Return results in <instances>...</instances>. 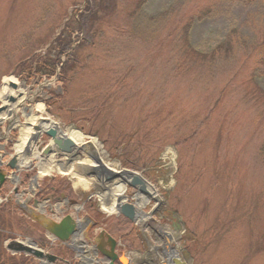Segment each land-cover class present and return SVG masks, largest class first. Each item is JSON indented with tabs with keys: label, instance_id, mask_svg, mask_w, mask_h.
I'll list each match as a JSON object with an SVG mask.
<instances>
[{
	"label": "rangeland",
	"instance_id": "1",
	"mask_svg": "<svg viewBox=\"0 0 264 264\" xmlns=\"http://www.w3.org/2000/svg\"><path fill=\"white\" fill-rule=\"evenodd\" d=\"M84 2L0 0V89L4 78L31 88L36 96L26 104L34 115L29 123L44 117L95 136L101 160L141 176L157 198L141 206L137 190L124 184L123 201L135 203L152 220H116L112 210H102L103 184L80 147L69 175L65 165L63 173L38 174L43 193V182L50 180L45 186H57L55 195L78 203L90 199L92 207L83 206L79 215L104 222L120 239L121 255L128 253L136 264H164V254L177 257L169 264H264V76L253 78L252 60L242 54L249 48L235 39L203 65L196 53L186 55L180 47L182 24L191 17L188 41L197 52L212 51L233 29L252 41L264 32V0H228L199 20L196 7L210 1ZM170 8L173 13L158 17ZM54 45V51H64L57 75H32L36 64L54 58L49 56ZM50 95L61 96L53 111L45 104ZM37 101L44 112L35 116ZM78 165L87 167L80 170L87 176L82 188L73 187ZM0 216L9 225L0 228L2 250L19 237L47 245L33 219L42 217L23 219L7 207L0 208ZM63 255L70 258L69 252Z\"/></svg>",
	"mask_w": 264,
	"mask_h": 264
},
{
	"label": "bare ground",
	"instance_id": "2",
	"mask_svg": "<svg viewBox=\"0 0 264 264\" xmlns=\"http://www.w3.org/2000/svg\"><path fill=\"white\" fill-rule=\"evenodd\" d=\"M10 84H14L15 88L12 89L10 87ZM31 90H32L31 88L24 86L23 83H20L19 81L13 78H4L3 86L0 89V101L3 102V105L4 106L8 105L7 103L8 96L16 97V95L19 94L20 98L16 101L15 105L13 104L14 107L12 106L13 110L11 111V113H1L0 114V121L6 120L4 116H7L8 118H10V116L15 117L17 112L22 111L23 113L22 109L24 107L23 106L24 102L32 99L33 92ZM35 108L37 111L38 110L43 111V107L41 104L36 105ZM30 120L33 121V118H31ZM13 122L15 125L18 124L17 121H13ZM48 127H54V126L52 123L49 122L48 124H44L42 126V130L45 131ZM62 131L70 140L74 142V144L77 147H80V150L82 151V153L84 154V156H86L88 160V163H89L88 168L92 171L91 173L96 174V178L103 184L102 195L100 196V199H103L102 201L104 205L111 203V207H106L105 209L109 211L110 209L112 210V208H116L117 200L119 199L120 195H122L124 191V184L125 183L127 184L130 178L133 175H135V173L129 172V171L120 172L118 170H115L113 167L112 168L108 167L109 164L106 162L104 163V161L101 160L102 158L100 156L99 144L97 143L95 138H88L89 141L88 140L85 141L84 139L87 137L82 135L78 130H76L73 127H66ZM32 136H33V133L31 129L26 126H22L20 130L19 140L17 141L15 145V149L17 153H22L23 155L25 154L21 162V165L24 167L29 165L30 160H29V157H26V151L32 149V141H31ZM33 156L37 157L35 153L33 154ZM64 160H65L64 163L68 165V169L65 170V172L67 171L66 174L69 175L71 171L70 167L72 168V165H70V161L72 159L66 158ZM75 169L73 170L75 173L73 172L71 174L73 175V177H76L75 180L73 181V186L74 188H82L83 186L86 185L85 178L87 176H85V174H81L80 170L83 171L84 169H87V167H85V165H78V167H76ZM55 170H57L59 173H63V170L60 169V167L58 169L54 166H51V164L49 163L41 164V166L39 167V173L41 174H45L48 171H55ZM115 173L119 174L118 178L112 180L111 176ZM140 185L143 188V190L140 189ZM106 198L107 200H105ZM134 198L137 204L143 206L147 202H149L150 199L156 200L157 194H156V191L153 189V187H151L147 183L142 182V184L141 183L139 184V191L134 194ZM146 219L152 220L150 215L144 214L142 211H138V219L136 220V223L144 224ZM81 244L82 242H81V236H80L77 240V245H81ZM84 249L86 250L85 245H84ZM172 256L174 257V259H177L175 255L172 254ZM172 256L170 254L166 259V256L164 254L162 256L163 257L162 262H164V264H169L170 259L173 258ZM164 259L166 262L164 261ZM122 261L125 262V260H122Z\"/></svg>",
	"mask_w": 264,
	"mask_h": 264
},
{
	"label": "trees",
	"instance_id": "3",
	"mask_svg": "<svg viewBox=\"0 0 264 264\" xmlns=\"http://www.w3.org/2000/svg\"><path fill=\"white\" fill-rule=\"evenodd\" d=\"M209 5H207L205 8H199L196 7V10L194 11L195 15H196V20H199L201 17H203L202 19L208 18L219 6L227 3L228 0H208ZM250 1H261V0H250ZM145 0H142V3H144ZM173 10H175L174 8H170L167 11H165L164 13L160 14L158 17H161V15L169 12V14L173 13ZM157 18V17H156ZM156 18H150L148 19L150 22H154L153 20ZM192 17L189 18V20L185 23L182 24V30H183V35H182V43L180 45L181 49L183 50V52L186 55H190V52L196 53L197 55V59L200 60V64H204L206 61H209L211 63V61L215 60V58L217 56H219L220 52L221 54L224 52H226L227 47H231L230 43L232 41L235 42H240V43H244V47L247 45V48H249V52L244 51L245 49H243L242 54H244V56H246V59H250L252 60V71H251V75L253 76V78L255 77V75L259 74L260 76H264V32L256 35V38L254 37L253 40H246L245 37L236 29H233L232 31H230V33L228 35H226L225 39L223 42L217 44L216 48L213 49L212 51L210 50L209 52L206 53H202V52H197L196 50L192 49L191 45L189 44L188 41V37H189V31L192 27V24L194 22V20L192 21ZM69 29V26H68ZM67 29V30H68ZM138 30L141 32V30H144V32L149 33L148 30H145L144 28L140 27L138 28ZM152 33V32H151ZM155 32H153L151 35H153ZM62 34H64L62 32ZM155 35V34H154ZM153 35V36H154ZM152 36V37H153ZM229 36V37H227ZM179 40V39H177ZM251 43V44H249ZM56 44V42H55ZM51 49V53L49 54L50 57H54L52 59H49L50 61H42L41 64L35 66V68L31 71V73L33 75H38L37 73H39V75H45V76H52L55 70L56 65L58 64V60H59V55L62 54V52H60V49H56V51H54L56 48V46L54 45V47H50ZM219 49H222L221 51H218ZM229 49V48H228ZM231 49V48H230ZM229 49V50H230ZM226 50V51H225ZM64 52V51H63ZM248 56V57H247ZM54 60V61H53ZM217 60V59H216ZM260 154L261 156L264 158V141L262 142L261 146H260ZM57 189H55L56 191ZM1 218V216H0ZM6 223L2 220H0V228L6 226ZM2 238L0 239V243H1ZM60 255V254H58ZM0 264H37V262H35L33 259L31 258H23L22 256H18V257H12L10 256L8 253H6L4 250H2L0 248ZM55 264H63V263H55Z\"/></svg>",
	"mask_w": 264,
	"mask_h": 264
},
{
	"label": "water",
	"instance_id": "4",
	"mask_svg": "<svg viewBox=\"0 0 264 264\" xmlns=\"http://www.w3.org/2000/svg\"><path fill=\"white\" fill-rule=\"evenodd\" d=\"M11 87L14 88L15 86L13 84H11ZM10 102H14L13 98H9L8 99ZM47 135L49 137L53 138V142L54 145L57 146V151L61 152V153H65V154H72L74 151V143L68 139H57L56 138V132L53 130H50ZM51 149L49 147H47L43 152H42V156H46L48 152H50ZM10 168L14 167V160H12L9 164ZM4 181V176L2 175V173L0 172V185L3 183ZM140 182L139 178L137 176H133L131 178V185L134 186V184ZM141 190H143V188H140ZM117 213L118 215L123 216L124 218L130 220V221H134L135 220V209L134 206L130 205V204H123L120 205L117 208ZM43 228L48 231L50 234L54 235L58 240L60 241H66L68 239V237L74 232L75 229V224L73 222V220L69 217L66 216L64 219H62V221L58 224H54L52 222H48L46 224L43 225ZM107 240L109 242L108 251H102L103 255L105 256V258L108 261V264H124V262L118 258L117 254L115 253V247H116V242L114 239H112L109 236H106ZM8 250H11L13 252H24V253H30L32 254L35 258L37 259H46L48 262L53 263L56 261V257L51 256V255H43L40 252L37 251H31L30 249L20 245V244H9L7 246ZM174 264H180L179 261L175 262Z\"/></svg>",
	"mask_w": 264,
	"mask_h": 264
},
{
	"label": "flooded vegetation",
	"instance_id": "5",
	"mask_svg": "<svg viewBox=\"0 0 264 264\" xmlns=\"http://www.w3.org/2000/svg\"><path fill=\"white\" fill-rule=\"evenodd\" d=\"M9 208L10 209V211H15L17 214H18V211H17V209L15 208V205L13 204V203H10V204H8V205H6L4 208ZM8 226L9 225H6V226H4V227H2L3 229H7L8 228ZM10 228V227H9Z\"/></svg>",
	"mask_w": 264,
	"mask_h": 264
},
{
	"label": "crops",
	"instance_id": "6",
	"mask_svg": "<svg viewBox=\"0 0 264 264\" xmlns=\"http://www.w3.org/2000/svg\"><path fill=\"white\" fill-rule=\"evenodd\" d=\"M132 264H135L133 260H132Z\"/></svg>",
	"mask_w": 264,
	"mask_h": 264
}]
</instances>
